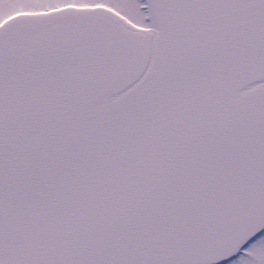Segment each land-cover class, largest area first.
I'll list each match as a JSON object with an SVG mask.
<instances>
[{
	"label": "snow or ice",
	"instance_id": "obj_1",
	"mask_svg": "<svg viewBox=\"0 0 264 264\" xmlns=\"http://www.w3.org/2000/svg\"><path fill=\"white\" fill-rule=\"evenodd\" d=\"M0 264H264V0H0Z\"/></svg>",
	"mask_w": 264,
	"mask_h": 264
}]
</instances>
